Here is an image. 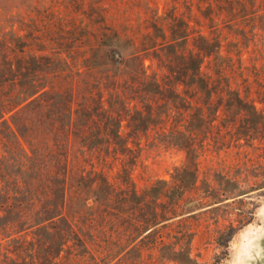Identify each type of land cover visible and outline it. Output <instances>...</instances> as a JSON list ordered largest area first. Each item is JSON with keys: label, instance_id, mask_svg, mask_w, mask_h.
<instances>
[{"label": "trees", "instance_id": "obj_1", "mask_svg": "<svg viewBox=\"0 0 264 264\" xmlns=\"http://www.w3.org/2000/svg\"><path fill=\"white\" fill-rule=\"evenodd\" d=\"M164 1L0 15V264L178 260L187 204L264 187V0Z\"/></svg>", "mask_w": 264, "mask_h": 264}, {"label": "rangeland", "instance_id": "obj_2", "mask_svg": "<svg viewBox=\"0 0 264 264\" xmlns=\"http://www.w3.org/2000/svg\"><path fill=\"white\" fill-rule=\"evenodd\" d=\"M155 1L162 9L165 1ZM48 3L49 0H0V15L4 12L22 14L31 7ZM224 153L221 151L220 154L225 157ZM145 158L148 164L145 177L169 178L173 166L180 164L183 153L174 148L146 150ZM228 159L235 157L231 155ZM259 161L264 164V156H259ZM255 163L248 161L247 167L251 169ZM135 174L138 185L144 184L146 179L139 177L138 169ZM187 214H190L187 222L194 235L190 247L176 254L178 260L160 262L151 259L146 250L129 252L126 249L120 253L122 261L119 264H264V187L217 202L187 204L184 215ZM175 223L173 220L170 227L174 228ZM228 228H231L230 232H227ZM132 256L142 261L132 263Z\"/></svg>", "mask_w": 264, "mask_h": 264}]
</instances>
